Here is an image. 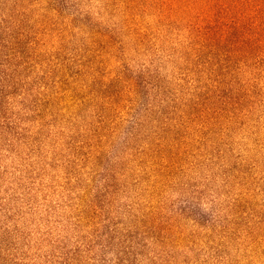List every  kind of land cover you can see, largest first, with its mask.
<instances>
[{
	"label": "rangeland",
	"instance_id": "rangeland-1",
	"mask_svg": "<svg viewBox=\"0 0 264 264\" xmlns=\"http://www.w3.org/2000/svg\"><path fill=\"white\" fill-rule=\"evenodd\" d=\"M186 2L0 0V264H264V52Z\"/></svg>",
	"mask_w": 264,
	"mask_h": 264
},
{
	"label": "trees",
	"instance_id": "trees-1",
	"mask_svg": "<svg viewBox=\"0 0 264 264\" xmlns=\"http://www.w3.org/2000/svg\"><path fill=\"white\" fill-rule=\"evenodd\" d=\"M149 1V6L157 9L158 19L168 20L176 3L184 0ZM186 3L197 11L185 25L192 44L213 45L230 39L233 48L264 52V0H187Z\"/></svg>",
	"mask_w": 264,
	"mask_h": 264
}]
</instances>
